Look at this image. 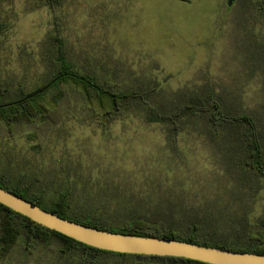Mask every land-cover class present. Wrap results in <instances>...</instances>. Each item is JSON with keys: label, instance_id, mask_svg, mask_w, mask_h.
Segmentation results:
<instances>
[{"label": "rangeland", "instance_id": "1", "mask_svg": "<svg viewBox=\"0 0 264 264\" xmlns=\"http://www.w3.org/2000/svg\"><path fill=\"white\" fill-rule=\"evenodd\" d=\"M44 1L0 0V93L32 90L46 80L54 35L66 43L76 69L125 89L157 85L147 105L129 103L123 116L107 121L89 111L73 85L62 84L69 94L59 106L61 122L45 133L0 134V169L39 175L57 189L106 190L119 206L131 204L132 193L159 199L170 194L160 180L182 178L189 203L248 199L247 214L264 216V179L256 196L244 199L247 184L226 193L237 178L234 145L242 142L245 125L215 129L205 118L186 117L176 130L147 116L162 107L172 111L196 93L216 95L225 112L251 116L264 141L261 0H236L230 8L227 0ZM57 176L60 185L52 180ZM41 251L29 264H56ZM8 259L0 264H16Z\"/></svg>", "mask_w": 264, "mask_h": 264}, {"label": "trees", "instance_id": "2", "mask_svg": "<svg viewBox=\"0 0 264 264\" xmlns=\"http://www.w3.org/2000/svg\"><path fill=\"white\" fill-rule=\"evenodd\" d=\"M60 1L45 0L44 4L54 6ZM260 9L264 13V0H261ZM53 40L56 43L46 53L52 67L46 80L32 90L20 89L14 95L8 91L0 93L2 136H12L26 130L45 133L48 125L61 122L59 106L66 93L69 94L60 89L62 84L73 85L79 97L88 103L89 111L107 121L116 115L123 116L129 103L145 106L150 101L157 83L147 88L140 85L137 88H120L109 77L76 69L68 58V47L61 36L54 35ZM70 113L71 110L66 115L70 116ZM147 116L151 121L173 124L176 130L186 117L205 118L215 129L230 124H235V127L245 125L247 132L242 142L236 141L234 145L238 151L237 178H233L234 184L226 193L234 195L239 192L238 184L250 187L248 191L242 190L246 193L244 199L247 194L256 196L259 193V182L264 179V141L251 116L225 112L218 96L210 94L203 97L199 93L172 111L170 107H162L150 111ZM38 120L44 123L39 124ZM52 180H58L60 185L58 176ZM175 180L174 184L159 181L170 194L165 193L159 199L150 198L147 201L145 198L136 199L135 193H132L129 199L134 201L119 206L120 199L112 197L106 190L95 193L79 187L74 190L57 189L39 175H12L7 169H0L2 188L85 225L119 233L178 239L264 254V216L254 220L247 214L248 199L234 203L225 200L209 203L191 198L195 202L189 203L187 189L179 185L184 184V179ZM235 203L242 209L239 214L233 211ZM38 249L42 250V255L48 261H55L56 264H212L184 257L100 249L39 224L0 203V261L9 258L11 263L16 260V264H29Z\"/></svg>", "mask_w": 264, "mask_h": 264}, {"label": "water", "instance_id": "3", "mask_svg": "<svg viewBox=\"0 0 264 264\" xmlns=\"http://www.w3.org/2000/svg\"><path fill=\"white\" fill-rule=\"evenodd\" d=\"M236 0H227L233 6ZM0 203L50 229L100 249L160 256L184 257L212 264H264V254L234 251L178 239L107 231L44 209L0 186Z\"/></svg>", "mask_w": 264, "mask_h": 264}]
</instances>
